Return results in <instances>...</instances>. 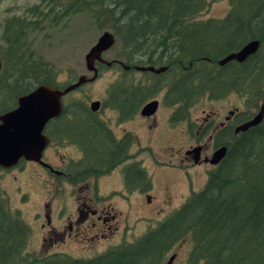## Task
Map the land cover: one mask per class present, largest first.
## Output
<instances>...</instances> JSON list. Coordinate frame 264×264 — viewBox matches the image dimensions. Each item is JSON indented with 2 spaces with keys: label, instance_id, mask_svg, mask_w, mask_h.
<instances>
[{
  "label": "trees",
  "instance_id": "obj_1",
  "mask_svg": "<svg viewBox=\"0 0 264 264\" xmlns=\"http://www.w3.org/2000/svg\"><path fill=\"white\" fill-rule=\"evenodd\" d=\"M69 1L64 10L60 7L63 13L93 8L94 15L108 23L124 63L180 67L179 85L168 91L166 98L172 94L179 99L181 119L187 115L185 103L202 95H242L246 101L242 122L264 102V0H226L229 8L222 18L204 19L197 16L216 0ZM52 4L49 10L65 6L57 0ZM22 24L23 20L9 18L0 27V100L13 101L38 84L57 87L45 62L25 52ZM250 39L260 40V45L243 62L216 64L225 53L237 50ZM147 94L150 91L139 96L133 87V110ZM106 97L107 106L112 99L118 102L117 107H125V80L110 87ZM9 108L4 104L0 112ZM64 111L70 113L68 124L73 126L66 135L81 151V157L68 164L66 180L74 184L113 168L121 151L114 155L107 138L94 129L97 124L93 112L77 101L71 110ZM228 138L222 143L226 147L224 156L208 171L203 187L191 191L179 207L141 236L121 240L87 258L52 253L27 259L23 264H162L168 250L187 237L191 248L185 264H264V112L256 125ZM129 169H124L122 178L125 190L150 188L149 175L143 168L134 162ZM4 204L0 201L1 225L9 232L19 225L22 231L19 237L14 234L11 243L0 244V256L4 258L0 264H16L26 258L21 251L27 229L9 217Z\"/></svg>",
  "mask_w": 264,
  "mask_h": 264
},
{
  "label": "rangeland",
  "instance_id": "obj_2",
  "mask_svg": "<svg viewBox=\"0 0 264 264\" xmlns=\"http://www.w3.org/2000/svg\"><path fill=\"white\" fill-rule=\"evenodd\" d=\"M54 1L0 0V27L9 18H16L17 21L23 20V32L27 44L25 52H30L33 59L45 62V67L50 70L55 83L63 86L74 82L81 74L86 77L91 76V71L85 67L84 54L103 31L112 33V30L102 17L94 15L93 8L63 13L62 8L64 10L67 4H71V2L69 0H57L65 6H58L57 9L54 7L49 10ZM228 8L226 0H216L210 2L207 11L198 15L197 18H222ZM0 46L2 48L1 42ZM120 52L118 41L115 39L114 44L101 53V57L108 64L111 61L124 62L125 57ZM139 65H145V63H139ZM97 67L100 72L95 79L80 84L78 88L68 92L65 97L63 96L62 103L66 107L74 100L86 108L89 107L88 103L93 100L107 102V90L112 88L114 84H120L125 80L126 76L114 79L120 70L117 64L105 66L98 62ZM138 73L133 75L134 79L144 75ZM245 102V98L236 92H229L218 98L207 95L198 96L188 108L189 119L197 118L199 121L206 113L214 112V119L216 120L217 117L221 118L233 107L243 111ZM4 104L13 108L16 99L13 101L0 100V107ZM4 111L6 110L0 113ZM97 114L96 116L104 121L111 118L109 108L100 107ZM167 114L166 106L160 104L155 115L157 129L146 128L144 126L146 122L142 121L139 116L134 119L131 126L136 136L135 141H138V144H135L132 149L133 158L140 161L141 166L149 175V189L141 192L134 191L124 197L120 193L122 175L119 166L112 169L105 178H99L96 181L100 198L106 199L105 202H109L112 212L116 213L117 228L110 233L104 231V236L93 240H89L92 234L83 240L74 238L58 240L52 246L47 240H41L47 228L45 224L43 229L40 228L43 221L41 215L42 212H45L43 203H48V215L52 220L51 222L61 231L64 216L60 221L61 224L54 222L53 217L54 215L57 216L61 210L62 213L64 210L74 212L78 202L72 194L73 186L64 182L61 177L57 179L46 169L39 168L34 163L21 165L20 169L0 167V201L5 203V210L10 213L9 217L18 218L28 228L21 251V256L26 258L15 263L23 264L27 259L29 261L39 259L52 253H60L74 258L91 257L107 247L118 244L121 240L130 241L141 236L148 227L155 225L173 209L179 207L191 191L200 190L205 183L208 171L214 167L209 163L195 165L190 158H183L182 151L191 143L192 132L183 129V125H181L184 123L183 120L179 128L168 129L165 120ZM68 123L64 126L73 127ZM121 126L126 127L125 122ZM115 128L113 129L118 133ZM44 133L50 136L51 128H44ZM56 136L54 146L47 147L44 151L43 160L51 164L56 170L66 171L68 169L67 160H77L81 153L76 145L65 143L64 139L59 140L62 138L61 132H56ZM50 139L53 138L50 136ZM165 145L169 146L171 150H164L163 146ZM62 159L64 161H61ZM88 184L89 189L86 190V194L92 197L94 183L89 179ZM84 192L85 190H82L81 194ZM61 203L65 207L58 209ZM1 224L2 222H0V237L4 241L0 244L4 246V244L12 242L14 232L13 230L7 231ZM91 233H95V231H91ZM190 248L191 240L189 237L175 243L166 253L162 264H166L165 261L172 254L173 258L169 264H185ZM1 257L0 263L4 260Z\"/></svg>",
  "mask_w": 264,
  "mask_h": 264
},
{
  "label": "flooded vegetation",
  "instance_id": "obj_3",
  "mask_svg": "<svg viewBox=\"0 0 264 264\" xmlns=\"http://www.w3.org/2000/svg\"><path fill=\"white\" fill-rule=\"evenodd\" d=\"M98 62L95 61L94 67L96 69V75L93 79H95L99 75V68L97 67ZM99 64L105 65V66H112L113 64H117L120 68L119 73L115 75V78H121L123 76L125 77V83L128 91V101L123 106H118L116 100L110 99V105L107 106L106 101L103 102L101 100L98 101V106L93 114L95 115L94 122L97 124V126H94V129L99 133L103 134L107 141H109V147L111 148V152L115 150L114 155L117 154V152L121 151L119 161L115 163L113 168H111L109 171L105 173H101L96 176H91L87 180H82L77 183H70L66 180L67 173L66 171L56 170L52 167L51 164L43 160L44 151L47 147L54 146V139H57L56 132H61L62 138L64 139L65 143L69 141V137L67 134L73 131V127L68 131L69 126H64V124L68 123L69 112L64 111L65 109H72L74 107V104L76 103V100L72 101L68 106L66 107L62 103L63 96L65 97L67 93H65L60 98V105H61V111L60 113L51 119L48 120V127L51 128L52 133H50V136L53 138L50 139V136L48 134L44 133V128H46V125L43 128V133L47 138V145L44 147L40 161H33V160H26L23 158L18 159V161L12 165L11 167L19 168L21 165L27 164V163H34L37 164L39 168H44L50 174H53L54 177L59 179L60 177L63 178V181L73 186L74 191L72 192L73 197L76 199L77 205L74 208V212H59L56 215H54L53 219H55L54 222L56 223H62L60 222L62 219V216H64L63 224H61V231L60 229L56 228V226L51 222V218L48 215V203H43V207L45 208V212H42V218L43 221L40 224V228L43 229V226L45 224L46 233L42 236L41 240L48 241L49 245L52 246L53 244H56L58 240H63L65 238L67 239H81L83 238L87 239L89 234H92L89 240L96 239L97 237L104 236V231L110 233L112 230H115L117 228V222H116V213L112 212L111 207L109 205V202H105L106 199H102L99 196V191L97 187L96 181L100 178H105L112 169L116 168L117 166L120 167L121 170V181L123 178L124 169H128L132 166L134 161L138 164L140 168H143L140 164V161L134 160L133 158V152L132 149L135 146V144H138V141H135V134L133 133L131 126L133 125L134 119L139 116V118L142 119V121H145L146 124L144 126L148 129H157V122H156V110L160 106V104H163L168 109V114L166 116V126L168 129H175L179 128L181 121L184 122L181 125H183V129L190 130L191 133V143L183 149V158L191 159L192 163L197 165L201 163H207L208 164V158L210 157L211 153L218 147L224 145L225 141H228V136H232L234 134L233 130L234 127L241 123L244 119V116L241 114L242 111L237 109L236 107H233L229 109L222 117H217L216 120L214 119L215 113L210 112L206 113L205 116L201 117L199 121L196 119L190 120L189 119V111L188 108L192 101L185 103L187 105V115L181 119V102H179V99L172 96V94L168 95V98H166V95L168 91L171 89H176L177 85H179L180 81V69L174 66V64H169L170 67H168V64L166 63H160V64H145V65H152L155 68L159 66L165 67L160 72H152L148 70L139 71L135 68L136 65H139L137 63H124V62H115L111 61L108 65L104 62H99ZM142 73L144 74L141 78L134 79L133 75L135 73ZM92 73V71H91ZM138 73V74H139ZM129 77V78H128ZM92 79V80H93ZM91 80V81H92ZM67 85V84H65ZM57 85V88L64 87ZM51 86V85H49ZM54 87V86H52ZM133 87H135L136 91L139 93L141 92H148L150 91V94H147L143 97V99L138 102L135 105V108L133 110L134 102H133ZM78 88V87H76ZM75 89V88H74ZM152 90V91H151ZM70 92V91H69ZM153 95V96H152ZM155 101L153 111L148 115H141L140 109L141 107L149 102V101ZM95 101V100H93ZM91 102V101H90ZM89 102V103H90ZM88 103V106H89ZM100 107L109 108V111L111 113V120L104 121L99 116L97 117L96 114L99 111ZM89 108V107H88ZM104 111V110H103ZM73 112V111H72ZM255 110L252 111V114L248 116L247 118L251 117L253 114H255ZM98 115V114H97ZM246 118V119H247ZM125 122L126 127H122L121 125ZM115 126V127H112ZM47 124V123H46ZM101 124H104L105 126H101ZM128 125V127H127ZM143 125V124H142ZM104 127V128H103ZM115 128L118 133L115 132L113 129ZM55 130V131H54ZM107 135V136H106ZM52 141V142H51ZM57 141V140H56ZM96 142H101L100 140H97ZM72 144V143H70ZM198 147V152L196 155V160L193 161L194 153L189 152L186 153L187 150H191L193 148ZM149 148V146H147ZM113 149V150H112ZM163 149L171 150L169 146H163ZM81 153V151L79 150ZM81 157V156H80ZM79 157V158H80ZM78 158V159H79ZM77 159V160H78ZM77 160H67V163H74ZM61 161H64L63 159ZM219 162V161H218ZM22 163V164H21ZM218 163L215 165H212V167H215ZM7 167V169L11 168ZM22 167V166H21ZM2 168V167H1ZM6 169V168H5ZM91 179V181L94 183L92 187V197L88 196L86 194V190L89 189L88 180ZM62 182V180H61ZM122 183V182H121ZM76 185V186H75ZM82 190H85L84 193L81 194ZM141 192L138 189L127 191L123 188L121 189V194L126 197L132 192ZM78 192V193H76ZM61 205V206H60ZM65 207L64 204H59L58 209H62ZM56 214V213H55ZM119 214V212H117ZM12 220V219H10ZM14 221L20 222L18 218H13ZM118 220V219H117ZM21 224V222H20ZM59 225V224H56ZM49 226V227H48ZM28 230V228L26 227ZM20 226L16 225V228L13 230L16 237H19ZM91 231H95V233H91ZM26 237V236H25ZM25 241V240H24Z\"/></svg>",
  "mask_w": 264,
  "mask_h": 264
},
{
  "label": "water",
  "instance_id": "obj_4",
  "mask_svg": "<svg viewBox=\"0 0 264 264\" xmlns=\"http://www.w3.org/2000/svg\"><path fill=\"white\" fill-rule=\"evenodd\" d=\"M113 33L103 31L96 41L88 48L84 54V63L87 70L92 71L90 77L79 75L74 82L62 88L52 87L46 84H38L32 90L20 94L16 98L13 108L0 113V167L7 168L14 165L18 159L40 161L41 153L47 145V138L43 133V128L49 119L56 117L61 111L60 98L67 92L78 87L80 84L91 81L96 75L94 61H104L101 53L114 44ZM258 40L250 39L242 44L237 50L227 52L216 60L217 65H224L231 60L241 62L246 57L254 53L258 47ZM121 64V62H120ZM139 71L160 72L165 67L154 68L148 66H135ZM155 101L145 103L141 109V115H148L153 111ZM98 101H91L89 109L95 111ZM264 112V102L252 118L242 122L234 128V132L243 131L250 126L256 125L262 118ZM226 147L222 145L216 148L208 158V163L216 164L225 154ZM193 152V161L196 160L198 147L187 150L186 153ZM198 155V154H197ZM173 254L169 256L166 264H169Z\"/></svg>",
  "mask_w": 264,
  "mask_h": 264
},
{
  "label": "bare ground",
  "instance_id": "obj_5",
  "mask_svg": "<svg viewBox=\"0 0 264 264\" xmlns=\"http://www.w3.org/2000/svg\"><path fill=\"white\" fill-rule=\"evenodd\" d=\"M256 40H258V39H256ZM258 42H259L258 44L260 45V40H258ZM246 58H247V57H246ZM244 60H245V59H244ZM244 60H243V61H244ZM231 61H235V60H231ZM243 61H241V62H243ZM142 66H145V65H142ZM146 66H147V65H146ZM151 66H152V65H151ZM153 67H154V66H153ZM154 68H155V67H154ZM156 68H157V67H156ZM251 118H252V117H251ZM240 124H241V123H240ZM237 125H239V124H237ZM237 125H236V126H237ZM236 126H235V127H236ZM235 127H234V128H235ZM233 132H234V130H233ZM234 133H235V132H234ZM236 133H237V132H236ZM236 133H235V134H236Z\"/></svg>",
  "mask_w": 264,
  "mask_h": 264
}]
</instances>
